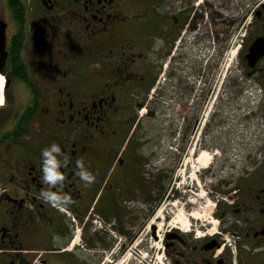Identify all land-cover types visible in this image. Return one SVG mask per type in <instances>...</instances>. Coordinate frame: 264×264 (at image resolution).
<instances>
[{
  "label": "flooded vegetation",
  "instance_id": "obj_1",
  "mask_svg": "<svg viewBox=\"0 0 264 264\" xmlns=\"http://www.w3.org/2000/svg\"><path fill=\"white\" fill-rule=\"evenodd\" d=\"M247 1L0 0V264H264V0ZM52 142L96 174L69 165L62 209L38 198Z\"/></svg>",
  "mask_w": 264,
  "mask_h": 264
},
{
  "label": "clouds",
  "instance_id": "obj_2",
  "mask_svg": "<svg viewBox=\"0 0 264 264\" xmlns=\"http://www.w3.org/2000/svg\"><path fill=\"white\" fill-rule=\"evenodd\" d=\"M40 157V183L47 187L40 189L38 198L56 209L65 208L74 202L72 195L64 191V182L70 164L74 163L73 174L86 187L96 180V174L86 166L83 159L77 158L73 161L56 142L42 148Z\"/></svg>",
  "mask_w": 264,
  "mask_h": 264
},
{
  "label": "rangeland",
  "instance_id": "obj_3",
  "mask_svg": "<svg viewBox=\"0 0 264 264\" xmlns=\"http://www.w3.org/2000/svg\"><path fill=\"white\" fill-rule=\"evenodd\" d=\"M248 3H250V0H248L247 1ZM235 56L236 55H234V53H233V56H232V84H234V83H239V82H242L241 81V79H240V74H239V72L237 71V68H236V66H235V64H234V58H235ZM246 98H248L247 97V94H246ZM256 104H258V103H256ZM260 104V103H259ZM241 107L243 108V112H242V115L243 116H249L252 112H254V111H258L259 109H260V105H257V107H253V105H252V103L251 102H248L246 99L244 100V102H242L241 103ZM141 112H144V109H141V111L139 112V113H141ZM139 113L137 114V116L139 115ZM144 114V113H143ZM238 121H240V120H238ZM233 123V122H232ZM235 123H236V121H235ZM234 124V123H233ZM262 124H263V126H264V118H262ZM155 126H157L158 127V129H159V123L158 122H156L155 124H154ZM233 131H234V129H233ZM238 141V138L236 137V135L233 133V135H232V145L233 146H236L237 145V142ZM210 156H211V154H210ZM186 157V156H185ZM211 158V157H210ZM209 163V162H208ZM200 165V163L199 162H194V164H193V166L190 168V169H192V173H195V174H198L197 173V171L199 172V171H201L202 170V168L199 166ZM208 165V164H207ZM197 170V171H196ZM191 178V177H190ZM202 185V184H201ZM204 189H202L201 190V194H200V196L201 197H197V198H204L205 197V195H204ZM134 205H135V207L138 209V208H140V207H138V206H140L139 205V198H134ZM208 207H211V205H209ZM208 207H207V209H208ZM154 209H153V213L155 214V215H159V214H161V212H162V207H161V205H160V203L159 204H157L156 206L154 205V207H153ZM177 209L179 210L180 209V205H177ZM175 213H177V210H175ZM180 213H181V210H180ZM182 214V213H181ZM135 215H136V217L138 216V212L136 211V213H135ZM156 221H159V219L157 218L156 219ZM144 228H139V226H136V243H138V244H142L143 242H147V244H149V245H151V244H153V246H152V250H154V243H155V241L153 240V238H152V235H150V232H151V230L150 229H148V231H147V234H145V230L146 229H144ZM151 263H153V261H154V258H152L151 259Z\"/></svg>",
  "mask_w": 264,
  "mask_h": 264
},
{
  "label": "bare ground",
  "instance_id": "obj_4",
  "mask_svg": "<svg viewBox=\"0 0 264 264\" xmlns=\"http://www.w3.org/2000/svg\"><path fill=\"white\" fill-rule=\"evenodd\" d=\"M2 83H3V79H2V77H0V92H1V86H2ZM2 93H3V87H2ZM0 101H1V93H0ZM211 156H210V153L209 152H207V151H202V152H200L199 154H198V158H197V160H198V162L200 163V167L201 168H204L205 166H207V164H208V162H209V160L211 159L210 158ZM178 218L181 220V221H183L184 222V217L182 216V214L180 213V211H178ZM185 224V223H184Z\"/></svg>",
  "mask_w": 264,
  "mask_h": 264
},
{
  "label": "water",
  "instance_id": "obj_5",
  "mask_svg": "<svg viewBox=\"0 0 264 264\" xmlns=\"http://www.w3.org/2000/svg\"><path fill=\"white\" fill-rule=\"evenodd\" d=\"M3 30L1 29V33H0V58L3 59L4 58V49H3Z\"/></svg>",
  "mask_w": 264,
  "mask_h": 264
}]
</instances>
